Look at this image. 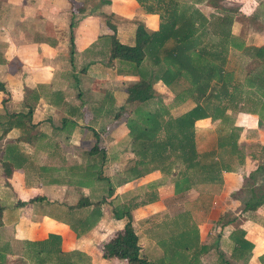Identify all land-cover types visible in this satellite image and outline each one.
<instances>
[{
  "label": "crops",
  "instance_id": "0c3cea01",
  "mask_svg": "<svg viewBox=\"0 0 264 264\" xmlns=\"http://www.w3.org/2000/svg\"><path fill=\"white\" fill-rule=\"evenodd\" d=\"M195 6L206 18L217 14L209 1ZM215 6L235 9L231 35L245 45H264V0H219ZM238 15L258 26L242 24ZM137 22L153 31L159 18L135 0H0V264H125L104 257L101 247L127 222L112 211L126 208L139 254L150 264L163 260L165 250L170 256L166 264H242L231 256V235L239 232L252 245L244 264H264V257L258 258L264 254V202L254 210L242 211V206L219 224L223 216L213 207L212 240L206 239L210 224L195 221L199 210L184 206L185 200L193 204L197 197L191 194L202 188L210 198L241 188L247 180L264 187V173H256L255 180L246 177L264 163V121L253 113L227 110L232 125L240 128L236 142L243 163L221 171L220 184H196L174 194L181 164L166 165L165 172L141 158L126 126L131 114H118L127 104L126 87L138 77L131 72L127 79L130 70L116 60L108 62V53L102 54L98 45L99 37L112 34L109 25L119 42L133 44ZM163 86L157 81L152 88L162 93ZM222 125L209 117L194 121L198 153L213 150L217 156ZM204 128L212 140L209 148L198 149L202 137L197 139V131ZM94 145L98 149L91 153ZM83 220L77 234L73 227ZM190 224L196 229L194 249H167L161 239ZM173 253H179L176 259Z\"/></svg>",
  "mask_w": 264,
  "mask_h": 264
},
{
  "label": "trees",
  "instance_id": "16d2710c",
  "mask_svg": "<svg viewBox=\"0 0 264 264\" xmlns=\"http://www.w3.org/2000/svg\"><path fill=\"white\" fill-rule=\"evenodd\" d=\"M135 1L145 13L157 14L159 23L157 29L149 31L137 22L131 45L119 42L114 35L115 27L109 25L112 34L108 62L116 60L123 67L128 64L138 76V81L125 89L126 101L151 100L153 84L161 81L167 87L183 84L173 95L174 104L191 98L194 105L178 117L164 121L166 111L162 105L144 113L137 106L135 118L127 121L129 134L141 148H150L146 158L153 167L167 172L166 165L175 161L181 164L173 181L174 194L196 184H220L221 171H232L235 165L243 163L244 157L236 142L240 128L232 125L233 118L226 111L253 113L259 122L264 121V46L245 45L239 37L230 34L234 8L224 10L215 3L214 7L226 14L224 17L211 14L206 18L195 5L210 0ZM146 61L152 65L151 70L144 69ZM204 117L218 119L223 124L217 129L216 157L213 150L198 153L195 149L193 123ZM157 134H166V142ZM97 149L94 145L90 151ZM170 157L172 160L168 161ZM258 172L264 173V163H258L247 179H254ZM111 192L108 189V194ZM263 202L264 193L253 202H245L242 211L254 210ZM112 213L115 218H127V222L102 244V255L123 259L125 264H150L139 254L137 238L128 223V208L114 209ZM231 236L234 242L231 256L244 264L252 245L242 232ZM263 257L264 254L258 258Z\"/></svg>",
  "mask_w": 264,
  "mask_h": 264
},
{
  "label": "rangeland",
  "instance_id": "374dc122",
  "mask_svg": "<svg viewBox=\"0 0 264 264\" xmlns=\"http://www.w3.org/2000/svg\"><path fill=\"white\" fill-rule=\"evenodd\" d=\"M218 1L219 0H213V1L210 0L209 2L212 4L216 3V5H217ZM244 8H248V7L244 6ZM215 11L217 12L216 15H221V17L222 16L224 17V15L226 14L225 12H222V11L218 10L217 8L215 9ZM255 15H256V17H258V14H255ZM230 16H231V18H234V15L233 16L230 15ZM237 18H238L237 20L239 22H241L242 24L243 23L249 24V26H251V27L258 26L257 21H253L252 19L249 20L248 18L245 19V17H243L242 15H238ZM258 19H259V17H258ZM258 21L262 22V20H258ZM225 27H227V26H225ZM223 32L225 33L226 31L223 30ZM109 38L110 37H102V36L98 38V45H99L100 52H102V54L108 53ZM143 64H144L143 65L144 69H146V70L152 69V68H149L152 65L148 61L144 62ZM124 66H125L124 68L126 70H130V74H127V79H128L129 76L132 74L131 73L132 72L131 67L128 64H124ZM182 86H183L182 83H175L171 87L163 86V92L162 93H159V92H156L155 90H153L154 96H156L157 98H156V100L152 99L153 102H151V104H147V106H146V102L138 103V104H135L136 102L135 103L131 102V104H128L129 102L126 101L127 102L126 105H123V107L122 106L119 107V113L118 114L125 117V115H122V114L129 112L131 114V117L135 118L134 110H135V107H137V106L140 108L141 113H144V112H147L148 110L153 111L162 105L166 111V113H165L166 115H164L163 121L167 120V119L178 117L182 113L176 115L177 113H179L183 110L185 112L187 109L191 108L194 105L193 99L186 98V100L183 101L185 103H183L182 106H180V108L176 109L173 107L175 104L173 103V101H171V99H172L174 93H176L182 89L181 88ZM131 117L126 118V120L130 121ZM146 123L147 122H144V124H146ZM141 124H143V123H141ZM126 126H127V124H126ZM157 136L162 137L164 143L166 142V140L168 138V136H166V134H164V135L163 134H157ZM192 137H193V142H194L195 141L194 140L195 139L194 129H193ZM199 137H202V139L198 142L197 148L198 149L209 148V143L212 140V135L210 132L207 131V128H204L203 130L197 131V139ZM173 141H174V139H173ZM174 142L176 144V140ZM135 145H137V153L141 158L144 159L145 156L150 153V148H146V147L141 148V145L138 142H136ZM194 145H195V142H194ZM252 148L259 149V145L252 144ZM260 158L264 159V155H262ZM175 162H177V161H175ZM153 166H155V165L153 164ZM131 176L136 177L139 175L137 174L135 176V174L133 173V174H131ZM251 183H252V181L247 180V182L244 184L245 186H243L241 188L239 187V188L233 189L232 191H229V192H224V193L214 195L217 197V201H218V203H216V204H212V199L214 196L212 195V197L210 196V198H209L208 193L203 188L200 191H198V192L195 191V193L193 192L191 194L192 196L197 197V199L193 202V204L188 205L187 204L188 201L185 200L184 206H189V207L192 206L191 208H195L196 211L199 210L198 213L195 215V221H199V223L210 224L207 226H208V230H210L212 232V234H209L206 239L212 240L214 235H215L213 232V225H212L211 218H210V215H211L210 210L213 207H215L214 208L215 212L219 211V213L223 216L221 218V220L218 218L219 221H217V222L219 224L222 221L225 222L227 219L233 217L236 213L241 211V208L245 202H253L256 197L261 196L264 193V187H262V186L258 187L255 184H253L251 186ZM128 191L129 190H126L125 192H121L120 195L127 193ZM262 211H264V208L260 209V213ZM258 215H260V214H258ZM183 217L185 220H187V219L191 220L192 219L190 216H188V217L183 216ZM183 217H181V218H183ZM116 219H119V218H116ZM85 222H86V220L76 221V224H75L76 227H73V228L77 230L76 231L77 234L80 233L79 229L85 225ZM183 230H184V232L182 231L181 233H179L175 236L171 235L170 238H168L166 236L165 238L161 239V241L164 243V245L167 247V249L173 250V249H175V247H179V248L188 247L191 250L194 249L195 240H196L195 225L190 224L188 227L184 228ZM167 238H168V240H167ZM101 249H102V247H101ZM165 251L166 252H165V256H164L163 260L162 259L159 260L157 262V264H166L170 260V256L167 254V252H169V250H165ZM173 255H174L173 258L176 259L179 255V253H173Z\"/></svg>",
  "mask_w": 264,
  "mask_h": 264
}]
</instances>
